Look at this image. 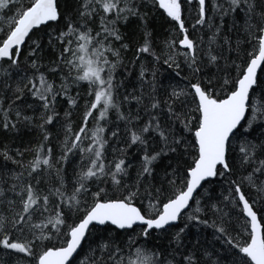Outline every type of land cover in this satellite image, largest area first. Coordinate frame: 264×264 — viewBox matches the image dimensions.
<instances>
[{
	"label": "snow or ice",
	"instance_id": "1",
	"mask_svg": "<svg viewBox=\"0 0 264 264\" xmlns=\"http://www.w3.org/2000/svg\"><path fill=\"white\" fill-rule=\"evenodd\" d=\"M186 4L0 0V128L41 137L0 150V264H264V0Z\"/></svg>",
	"mask_w": 264,
	"mask_h": 264
},
{
	"label": "trees",
	"instance_id": "2",
	"mask_svg": "<svg viewBox=\"0 0 264 264\" xmlns=\"http://www.w3.org/2000/svg\"><path fill=\"white\" fill-rule=\"evenodd\" d=\"M25 3H27V0H24ZM208 2L210 3L211 0H208ZM196 0H192V4L189 5H185L186 8H188V11L185 13V18H186V27L189 28L190 31H192V25L195 24V19L194 17L197 15V8H196ZM162 11V10H161ZM217 23H219V21L217 20ZM239 23H243V20H239ZM150 24V29L153 31L154 33V39L157 41L158 46L162 45V42L165 39H170L172 33L170 32V25L167 23V21L162 18L161 16H159L158 14L155 16L154 19H151L149 21ZM232 21L229 18H225V23H224V28H223V32L225 35H229V36H235V32L229 31V28L231 27ZM123 30H125L128 35L131 37V42L133 45L136 44V42L140 41L142 42V33L138 27V22L137 21H132L129 25L126 26V28H124ZM135 51V47H131L130 50H128L124 55H125V64L127 65V70L125 69H121L120 71L123 73V76L119 77L120 79H124V77H127V79H124V88L121 89V92L124 93H134L135 94H139L140 88H141V84L138 80V66H134L132 64H129L128 61L133 59V52ZM48 58H55V53L47 50L45 51V62H47ZM233 58H234V54H233ZM221 65H223V61H221ZM162 72L165 73V75H167V72L165 71V68L161 69ZM208 72H215L216 69L210 67L208 70ZM165 83H167V80L164 81ZM75 93H73L74 95ZM82 95H83V90H82ZM85 100L81 99L79 101L81 107L79 110L75 111L73 113V121L76 124L80 123V116L83 110V104H84ZM67 108L66 104H62L60 107V111H61V115H63L64 110ZM137 105H136V101L135 100H131L130 103L125 105V109H131L133 112L136 111ZM29 115H31V113H28ZM3 119V113L0 112V121H2ZM110 119H115L114 114L110 115ZM120 126H121V130H123L124 124L123 122H119ZM57 131H59V126H57L56 128L52 129V142L55 145L56 143H58V141L56 140V133ZM107 135L110 136V133H107ZM41 139L40 134L38 132V130L36 129H27L25 128L23 125L18 126V131H12V132H5L2 128H0V150H3L4 146L7 145L9 148L15 149L17 147H20L21 149H23L25 146H31V147H35L36 143ZM60 139H63V134L61 132L60 134ZM56 151L58 152V149H56ZM32 159L31 155L26 154L24 157L25 161H28ZM71 170L70 166H69V171ZM219 191V189H218ZM4 211V206L0 205V212ZM203 234H198V230L197 229H192V235L191 238L197 239L200 238V236ZM0 259L2 260H7L8 257L3 255L2 250H0Z\"/></svg>",
	"mask_w": 264,
	"mask_h": 264
},
{
	"label": "water",
	"instance_id": "3",
	"mask_svg": "<svg viewBox=\"0 0 264 264\" xmlns=\"http://www.w3.org/2000/svg\"><path fill=\"white\" fill-rule=\"evenodd\" d=\"M197 1V0H196Z\"/></svg>",
	"mask_w": 264,
	"mask_h": 264
}]
</instances>
